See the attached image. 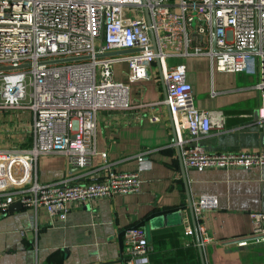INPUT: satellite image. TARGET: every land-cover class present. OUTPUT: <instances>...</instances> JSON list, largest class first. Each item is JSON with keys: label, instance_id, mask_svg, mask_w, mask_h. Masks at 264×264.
Returning <instances> with one entry per match:
<instances>
[{"label": "built area", "instance_id": "1", "mask_svg": "<svg viewBox=\"0 0 264 264\" xmlns=\"http://www.w3.org/2000/svg\"><path fill=\"white\" fill-rule=\"evenodd\" d=\"M198 55L226 71H239L250 59L245 70L258 72V111L264 119V0H0V108L28 107L33 114L30 143L0 147V214L19 201L33 210L45 206L63 219L71 202L139 191L140 171L151 165L149 150L135 154V169L108 170L89 181L68 176L40 181L36 161L41 154L60 151L72 170L88 167L98 153L97 111L130 108V82L152 78L156 57L165 90L162 102L170 108L173 125L194 139H175L183 166L264 165V146L206 151L196 141L213 125H222L224 114L197 107L185 62L167 64L166 58ZM123 62L127 80L114 76V65ZM100 154L106 161V152ZM217 205L214 193L192 198L200 244L211 240L200 221L203 213ZM250 215L251 232L234 238L238 245L264 240V211ZM184 230L192 233L190 222ZM120 244L123 264H137L152 250L141 224L124 227Z\"/></svg>", "mask_w": 264, "mask_h": 264}, {"label": "crops", "instance_id": "2", "mask_svg": "<svg viewBox=\"0 0 264 264\" xmlns=\"http://www.w3.org/2000/svg\"><path fill=\"white\" fill-rule=\"evenodd\" d=\"M176 1L170 0L172 4ZM206 59L205 55L166 58L167 64L185 62L197 107L221 109L224 114L222 125H213L196 141L206 151L264 146L260 91L255 86L258 72L253 68L245 71L251 77L242 75L244 71L214 77L209 74L214 66L209 63L208 68ZM195 60L199 63L193 64ZM122 64L124 76L117 78L127 80V66ZM151 70L152 78L130 82V108L97 111L98 153L88 167L72 170L67 155L60 151L41 154L36 161L40 181L64 176L89 181L108 170L135 169V154L149 150L151 165L140 171L139 191L71 202L63 219L51 215L45 206L8 209L0 214V264H117L120 232L130 224L143 225L152 244L148 256L137 264H201L187 191L191 199L202 193L218 197V205L206 209L200 220L211 236L201 244L205 264H264V240L245 245L233 241L250 234L251 211H264V165L202 170L184 166V178L175 139L182 143L194 139L171 123L170 108L162 102L165 90L156 60ZM32 115L28 107L0 108V147L28 145ZM152 115L159 118L152 120ZM187 222L192 233L184 230Z\"/></svg>", "mask_w": 264, "mask_h": 264}, {"label": "water", "instance_id": "3", "mask_svg": "<svg viewBox=\"0 0 264 264\" xmlns=\"http://www.w3.org/2000/svg\"><path fill=\"white\" fill-rule=\"evenodd\" d=\"M147 18H148V15H147ZM151 38H152V46H153V48H156L155 47L156 46L155 38H154L153 34L151 35ZM123 51H125V50H118V51H114V52H123ZM108 53H112V52H108ZM155 60H156V62L158 64L160 63V59L158 57H156ZM171 123H172V119H171ZM263 139H264V124H263ZM178 153H179V158H180L181 170H182V173H183V177L185 178L184 166H183L182 161H181V155H180L179 148H178ZM187 205L189 207V211H190V214H191V218H192V222H193V226H194V230H195V235H196V240H197V242L199 244L198 248H199L201 264H205L203 250H202L201 244L199 243L200 242V236H199V233H198L196 220H195L194 213H193L192 199H191V196H190L188 191H187ZM20 206H22V204L19 201H15L9 206V209L18 208ZM117 264H123L121 258H119V263H117Z\"/></svg>", "mask_w": 264, "mask_h": 264}, {"label": "rangeland", "instance_id": "4", "mask_svg": "<svg viewBox=\"0 0 264 264\" xmlns=\"http://www.w3.org/2000/svg\"><path fill=\"white\" fill-rule=\"evenodd\" d=\"M196 57V56H195ZM201 57V56H200ZM208 58V57H207ZM197 59V58H196ZM199 63V60H195V61H193V64H198ZM205 63H206V65H208V68H209V63H210V60L209 59H206L205 60ZM122 63H117V64H115L114 65V69H115V71H114V76L117 78V77H123L124 76V73H123V70L124 69H122L123 67H122ZM249 65H251V60L250 59H248L247 60V62L245 63V64H243L242 65V68L239 70V71H244V73H245V71H247V70H245V68L246 67H249ZM242 73V75H249L250 77H251V74H249L248 72L247 73ZM252 73V72H251ZM209 74L211 75V76H216V77H222V78H225V77H227L229 74H230V71H220V70H218L217 68H215L214 67V69H213V71H212V73H210V71H209ZM257 73H256V75H255V77L257 78ZM252 77H254V76H252ZM250 79V78H249Z\"/></svg>", "mask_w": 264, "mask_h": 264}]
</instances>
